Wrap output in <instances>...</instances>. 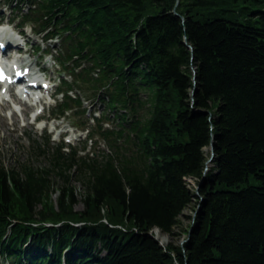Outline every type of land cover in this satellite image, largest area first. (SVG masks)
Returning <instances> with one entry per match:
<instances>
[{
  "label": "trees",
  "instance_id": "obj_1",
  "mask_svg": "<svg viewBox=\"0 0 264 264\" xmlns=\"http://www.w3.org/2000/svg\"><path fill=\"white\" fill-rule=\"evenodd\" d=\"M0 4L46 46L60 41L36 48L60 68L51 115L86 116L74 89L93 93L104 111L82 131L111 151L81 156L60 140L39 150L46 168L0 164L1 263L264 264V0ZM73 166L87 175L79 198Z\"/></svg>",
  "mask_w": 264,
  "mask_h": 264
},
{
  "label": "rangeland",
  "instance_id": "obj_2",
  "mask_svg": "<svg viewBox=\"0 0 264 264\" xmlns=\"http://www.w3.org/2000/svg\"><path fill=\"white\" fill-rule=\"evenodd\" d=\"M14 14L15 13L10 12L7 7L0 4V24L9 25L10 28H8V30L11 34H15V29L18 30V20L14 19V21H11L14 18ZM23 32L24 34L21 40L25 41V45L21 44V54L24 60L22 63H19V66L23 67L29 64L31 71L34 73H38L40 76L45 74L46 77L50 79V87L44 91H39V93L42 94V98L40 99H28V102H25L22 99H16V95L10 94V101L0 100V164L7 169L14 168L17 170H19L20 166L23 164L30 165L33 168L48 167L49 157H47V155L45 157L41 155V151L39 150L41 148H48L49 151H51L55 144L58 143L60 139H63L62 135L59 134L61 131H67L63 141L70 144L78 151L80 150L79 155L81 156H90L93 154L94 157L100 158L101 155L106 153L110 154L111 151L106 142L100 139L99 136L95 135L93 142L87 141V137L85 136L86 131H82V125L84 121L87 120L91 124L90 127H95V122L90 119L89 114H98L104 111V106L97 98L93 97V93L90 94L89 92H82L78 89H74V92L82 96L83 107L87 110L86 116H83L84 118L82 116H80V118L74 113L76 110L75 108L68 111L66 116L62 117L60 120H50L48 123L44 121L38 123L33 122L32 117L36 113H41L43 117L48 118L53 107V98L59 97L58 95L49 97L55 89L57 74L60 68L56 63L55 57L45 53V51L51 49L54 53V46L58 47L60 41L55 39L53 40V42H55L54 46L51 41L48 42L50 45L46 46V43L42 41L40 36L34 34L29 27H24ZM38 45H41L42 49L45 51L41 50L37 53L36 47ZM7 53H9V49ZM39 68H42L44 73L40 72ZM6 95L9 94L6 92ZM86 96H89V99H86ZM23 98L27 99V96L23 95ZM14 108H16V110H14ZM107 114L109 115V119L104 126L108 129L116 130L118 127L117 119L110 111H107ZM48 134L50 135L49 143L45 142V138ZM125 147L124 143V148ZM65 150L67 151V148H65ZM203 150L205 154H207L208 160L211 156L209 146H205ZM211 164L212 162L208 164L207 167ZM69 173L74 174L71 177L70 185L74 187V193L79 198L82 192L83 181L87 175L83 172L80 173L75 166L70 169ZM51 181L54 188L51 192V198L55 201L58 194V186L61 181L56 176L52 178ZM187 181L192 189H197L196 183L192 178H187ZM194 206L195 201L193 200L183 210L181 216V226L183 228L189 224L190 219L188 216L194 214ZM76 208H82L81 202L76 205ZM157 239H159V241L164 239L162 240L163 245L170 240L167 235L161 233H159ZM182 240V234L174 237L176 243H181ZM0 264L4 263L0 261Z\"/></svg>",
  "mask_w": 264,
  "mask_h": 264
},
{
  "label": "bare ground",
  "instance_id": "obj_3",
  "mask_svg": "<svg viewBox=\"0 0 264 264\" xmlns=\"http://www.w3.org/2000/svg\"><path fill=\"white\" fill-rule=\"evenodd\" d=\"M0 36H6V37H7V32L4 31L3 33H0ZM1 40H3V38H2ZM7 41H9V42L15 44L14 41L11 40L10 38L7 39ZM16 46H17V44H16ZM23 60H24V58L19 57V58H15V61H14V62H15L16 64H19V63H22ZM16 99H20V98L16 96ZM154 232L156 233L157 236L159 235V231H158V230L154 229ZM163 238H164V237H163Z\"/></svg>",
  "mask_w": 264,
  "mask_h": 264
},
{
  "label": "water",
  "instance_id": "obj_4",
  "mask_svg": "<svg viewBox=\"0 0 264 264\" xmlns=\"http://www.w3.org/2000/svg\"><path fill=\"white\" fill-rule=\"evenodd\" d=\"M209 148H210V157L208 158V160L206 161V164L208 165V164H210L211 162H212V160H213V156H214V152H213V142H211L210 143V145H209ZM207 168L208 167H206V170H207ZM196 212H197V210H196ZM156 230H158L157 228H155ZM156 238H157V236H156V234L154 235ZM162 240H164V239H162ZM162 240H160V244H162ZM185 241V239H183L182 241H181V243H183Z\"/></svg>",
  "mask_w": 264,
  "mask_h": 264
},
{
  "label": "clouds",
  "instance_id": "obj_5",
  "mask_svg": "<svg viewBox=\"0 0 264 264\" xmlns=\"http://www.w3.org/2000/svg\"><path fill=\"white\" fill-rule=\"evenodd\" d=\"M10 28L9 25H0V33H3L5 29Z\"/></svg>",
  "mask_w": 264,
  "mask_h": 264
}]
</instances>
